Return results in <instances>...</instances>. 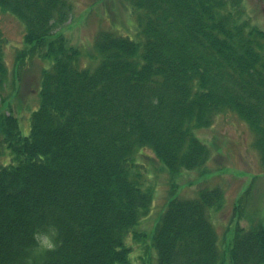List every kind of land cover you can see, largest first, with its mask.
<instances>
[{"label":"trees","instance_id":"trees-1","mask_svg":"<svg viewBox=\"0 0 264 264\" xmlns=\"http://www.w3.org/2000/svg\"><path fill=\"white\" fill-rule=\"evenodd\" d=\"M136 39L102 31L100 62L57 29L68 0H0L25 26L26 51L48 58L40 106L23 136L17 117L0 113V264H27L38 227L55 223L62 246L32 264H131L126 237L148 215L154 189L138 154L150 149L172 175L203 167L208 147L194 131L233 111L255 134L264 166V30L244 0H130ZM0 26V92L8 78ZM155 101V103H154ZM160 162V163H161ZM220 189L172 198L153 236L158 264H264V223L237 225L225 256L210 221ZM141 234L134 233L139 239Z\"/></svg>","mask_w":264,"mask_h":264},{"label":"rangeland","instance_id":"rangeland-1","mask_svg":"<svg viewBox=\"0 0 264 264\" xmlns=\"http://www.w3.org/2000/svg\"><path fill=\"white\" fill-rule=\"evenodd\" d=\"M68 1L73 4L72 15L56 35H63L81 50V67L94 70L99 64L100 60L89 55L102 31L136 39L138 13L131 8L130 0ZM244 2L253 24L264 29V0ZM0 26L6 38L4 59L9 70L6 86L1 91L0 113L11 106L22 135L29 136L33 112L41 101L43 71L51 67L52 61L25 53L28 50L24 41L26 28L13 14L0 11ZM20 56L24 57L21 62ZM195 134L211 153L201 168L172 175L150 149L142 150L137 156V160L147 166L146 183L154 187V201L149 214L125 239L131 248V264H158L153 236L172 198L195 199L201 190L219 188L223 191L225 205L218 212L210 211V221L223 256L235 237L237 224L250 226L251 221L264 222V167L254 146V132L248 124L235 112L224 111L215 117L210 127L199 129ZM11 156L5 146L1 163L9 162ZM135 232L141 233L139 239L134 238Z\"/></svg>","mask_w":264,"mask_h":264},{"label":"clouds","instance_id":"clouds-1","mask_svg":"<svg viewBox=\"0 0 264 264\" xmlns=\"http://www.w3.org/2000/svg\"><path fill=\"white\" fill-rule=\"evenodd\" d=\"M32 240L33 246L27 249L29 253L27 264H32L33 257H39L48 252H55L63 244L59 227L51 222L43 227L36 228L33 231Z\"/></svg>","mask_w":264,"mask_h":264}]
</instances>
